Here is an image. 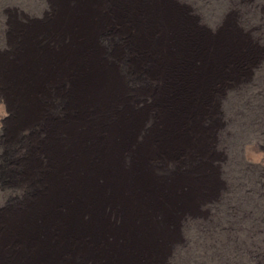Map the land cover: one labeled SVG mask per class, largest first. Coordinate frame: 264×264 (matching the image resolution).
<instances>
[{
  "label": "rangeland",
  "instance_id": "1",
  "mask_svg": "<svg viewBox=\"0 0 264 264\" xmlns=\"http://www.w3.org/2000/svg\"><path fill=\"white\" fill-rule=\"evenodd\" d=\"M0 264H264V0H0Z\"/></svg>",
  "mask_w": 264,
  "mask_h": 264
}]
</instances>
